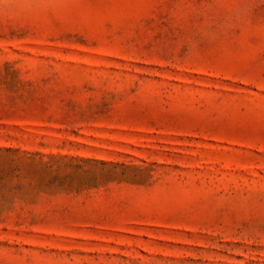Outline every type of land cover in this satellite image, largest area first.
<instances>
[{
	"label": "rangeland",
	"instance_id": "rangeland-1",
	"mask_svg": "<svg viewBox=\"0 0 264 264\" xmlns=\"http://www.w3.org/2000/svg\"><path fill=\"white\" fill-rule=\"evenodd\" d=\"M0 264H264V0H0Z\"/></svg>",
	"mask_w": 264,
	"mask_h": 264
}]
</instances>
